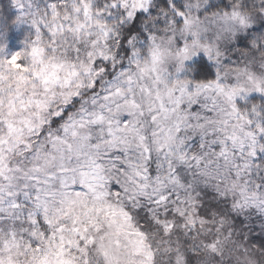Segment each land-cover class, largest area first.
Masks as SVG:
<instances>
[{
    "label": "clouds",
    "instance_id": "clouds-1",
    "mask_svg": "<svg viewBox=\"0 0 264 264\" xmlns=\"http://www.w3.org/2000/svg\"><path fill=\"white\" fill-rule=\"evenodd\" d=\"M0 264H264V0H0Z\"/></svg>",
    "mask_w": 264,
    "mask_h": 264
}]
</instances>
